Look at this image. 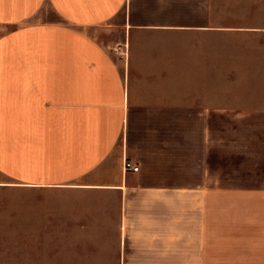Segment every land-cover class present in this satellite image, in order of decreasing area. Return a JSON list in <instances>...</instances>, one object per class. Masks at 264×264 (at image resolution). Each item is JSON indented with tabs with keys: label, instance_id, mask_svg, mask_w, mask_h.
Masks as SVG:
<instances>
[{
	"label": "crops",
	"instance_id": "crops-1",
	"mask_svg": "<svg viewBox=\"0 0 264 264\" xmlns=\"http://www.w3.org/2000/svg\"><path fill=\"white\" fill-rule=\"evenodd\" d=\"M0 190V264H264V0H0Z\"/></svg>",
	"mask_w": 264,
	"mask_h": 264
},
{
	"label": "rangeland",
	"instance_id": "rangeland-1",
	"mask_svg": "<svg viewBox=\"0 0 264 264\" xmlns=\"http://www.w3.org/2000/svg\"><path fill=\"white\" fill-rule=\"evenodd\" d=\"M16 200L17 193L11 191L0 190V234L9 233L11 235L17 233V226L12 225L16 221ZM10 222V224H8ZM5 243H0V248ZM18 243L11 241L9 243L10 249L9 254L11 256H17L19 253ZM26 253L34 254L36 251L34 249H26Z\"/></svg>",
	"mask_w": 264,
	"mask_h": 264
},
{
	"label": "built area",
	"instance_id": "built-area-1",
	"mask_svg": "<svg viewBox=\"0 0 264 264\" xmlns=\"http://www.w3.org/2000/svg\"><path fill=\"white\" fill-rule=\"evenodd\" d=\"M124 168H125V171H128V170L138 171L139 170V166L134 165V163L128 158L125 159Z\"/></svg>",
	"mask_w": 264,
	"mask_h": 264
}]
</instances>
